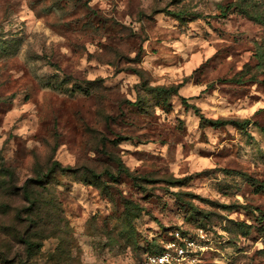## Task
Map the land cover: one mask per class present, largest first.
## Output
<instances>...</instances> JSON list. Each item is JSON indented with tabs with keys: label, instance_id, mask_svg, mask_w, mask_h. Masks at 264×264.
I'll use <instances>...</instances> for the list:
<instances>
[{
	"label": "rangeland",
	"instance_id": "obj_1",
	"mask_svg": "<svg viewBox=\"0 0 264 264\" xmlns=\"http://www.w3.org/2000/svg\"><path fill=\"white\" fill-rule=\"evenodd\" d=\"M0 158V264H264V0H0Z\"/></svg>",
	"mask_w": 264,
	"mask_h": 264
},
{
	"label": "built area",
	"instance_id": "obj_2",
	"mask_svg": "<svg viewBox=\"0 0 264 264\" xmlns=\"http://www.w3.org/2000/svg\"><path fill=\"white\" fill-rule=\"evenodd\" d=\"M206 248L205 235L201 229H197L195 235L175 229L161 241L159 250L143 253L140 264H192Z\"/></svg>",
	"mask_w": 264,
	"mask_h": 264
},
{
	"label": "trees",
	"instance_id": "obj_3",
	"mask_svg": "<svg viewBox=\"0 0 264 264\" xmlns=\"http://www.w3.org/2000/svg\"><path fill=\"white\" fill-rule=\"evenodd\" d=\"M241 1V0H240ZM243 1H246V0H243ZM234 6H237V5H235V4H233V3H230L228 6H226V7H221V10H222V8H223V10L221 11V15L222 16H225V14H226V12H228L232 7H234ZM239 7H240V9L242 10V8L243 7H241L240 5H238ZM174 16L176 17V18H178V19H182L183 18V16L182 15H180L179 13H174ZM260 20V19H259ZM258 20V23L260 22V24L262 23V21L260 20L259 21ZM259 65V63L258 64H256L255 66H258ZM245 66V65H244ZM230 80H232V79H229V81ZM234 81L235 82H239L240 81V78H238V79H234ZM226 123H232V124H237L238 125V123L237 122H235V121H216V122H212L211 123V125H223V124H226ZM0 166H1V169L3 170V172H4V175H5V177L8 179V181L10 180V182L12 181V180H14V173H13V171H12V169L10 168V167H8V166H6L5 164H4V159L3 158H0ZM52 169L53 168H57L58 170H60V171H64V170H66V167H63V166H61L58 162H56V161H54L53 163H52ZM125 173H127V171H124ZM128 174V176H129V173H127ZM133 179H135V178H133ZM37 182H40V181H37ZM24 188H26V187H24ZM25 193H26V195H27V191L25 190ZM27 198L29 199V196H27ZM165 239V237L163 238V239H161V241L162 240H164ZM161 241H159L158 243L156 242V243H152V241L150 242V243H148L147 245H146V247H145V249H144V252L143 253H145V252H154V251H157V250H159L160 249V245H161ZM26 245H27V247L28 248H31L32 246H31V244L28 242V241H26Z\"/></svg>",
	"mask_w": 264,
	"mask_h": 264
}]
</instances>
